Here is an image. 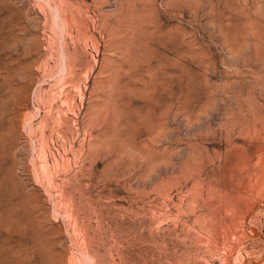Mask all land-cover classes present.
Masks as SVG:
<instances>
[{
  "label": "rangeland",
  "instance_id": "obj_1",
  "mask_svg": "<svg viewBox=\"0 0 264 264\" xmlns=\"http://www.w3.org/2000/svg\"><path fill=\"white\" fill-rule=\"evenodd\" d=\"M0 264H264V0H0Z\"/></svg>",
  "mask_w": 264,
  "mask_h": 264
}]
</instances>
